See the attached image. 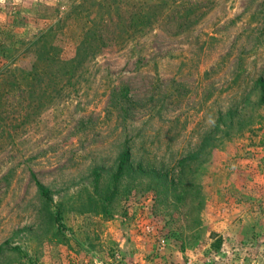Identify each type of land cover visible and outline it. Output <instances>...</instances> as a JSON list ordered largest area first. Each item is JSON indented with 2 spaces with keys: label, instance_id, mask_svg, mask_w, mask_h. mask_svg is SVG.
Masks as SVG:
<instances>
[{
  "label": "rangeland",
  "instance_id": "rangeland-1",
  "mask_svg": "<svg viewBox=\"0 0 264 264\" xmlns=\"http://www.w3.org/2000/svg\"><path fill=\"white\" fill-rule=\"evenodd\" d=\"M257 79L264 0H3L0 264H264Z\"/></svg>",
  "mask_w": 264,
  "mask_h": 264
},
{
  "label": "trees",
  "instance_id": "trees-1",
  "mask_svg": "<svg viewBox=\"0 0 264 264\" xmlns=\"http://www.w3.org/2000/svg\"><path fill=\"white\" fill-rule=\"evenodd\" d=\"M52 29L50 26H47L43 31L39 32L36 36H34L30 41H28L26 43V45H33V44H37L39 43V48H41V52L38 53L40 58H42L43 63L40 65V67H36L34 64L30 66V68L27 69H22L21 72L26 71V73L28 72L31 76H38V74H40L41 76L44 75H49L51 72V69H54V72L59 71V73H64L66 72V68L64 69V66L61 62L57 61L55 56H52V54L49 51V47L47 45H49L47 43V38L52 37ZM25 73V74H26ZM256 83L259 87L260 90V98L262 99L264 97V88H263V84H262V80L261 79H257ZM210 135H207L205 137H203L201 143L204 144V142H206L209 139ZM193 155H186L185 157H183L182 159H180L177 163L180 164V166H182V163L187 161L188 159H191ZM129 160H130V154H129V150L127 148H124L120 151V153L117 155L116 160H115V167H114V171L113 174L111 176V182L112 185L114 186V184L118 181V179L120 178V176L122 175L124 168H126L129 164ZM137 169L139 170L140 173H147L148 171H144L142 170V168L140 167V165H137ZM91 174L93 176L94 179H96L98 177V171L96 169L91 170ZM34 180V179H33ZM34 184L38 193L39 198L43 199L44 201L50 202L51 201V196H50V191L43 187L41 184H39L37 181L34 180ZM54 221L55 223L59 222V218L57 215L54 216ZM5 244V243H3ZM16 250V249H14Z\"/></svg>",
  "mask_w": 264,
  "mask_h": 264
},
{
  "label": "clouds",
  "instance_id": "clouds-1",
  "mask_svg": "<svg viewBox=\"0 0 264 264\" xmlns=\"http://www.w3.org/2000/svg\"><path fill=\"white\" fill-rule=\"evenodd\" d=\"M3 2V0H0V3H2Z\"/></svg>",
  "mask_w": 264,
  "mask_h": 264
}]
</instances>
